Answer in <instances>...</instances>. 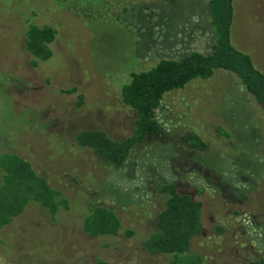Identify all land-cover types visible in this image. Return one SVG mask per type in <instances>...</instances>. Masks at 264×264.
<instances>
[{"label": "rangeland", "instance_id": "obj_1", "mask_svg": "<svg viewBox=\"0 0 264 264\" xmlns=\"http://www.w3.org/2000/svg\"><path fill=\"white\" fill-rule=\"evenodd\" d=\"M209 0H0V155L17 154L69 200L52 216L29 205L0 231V264H167L144 248L173 183L201 202L203 229L192 252L203 264L264 257V112L233 73L217 70L167 93L159 136L124 165L76 143L82 130L115 139L133 129L122 88L162 59L207 53L216 36ZM232 42L264 73V0H235ZM30 25L57 31L54 55L34 65ZM75 90V92H71ZM82 96V98H81ZM187 132L206 144L181 143ZM112 207L117 237L83 229L94 206Z\"/></svg>", "mask_w": 264, "mask_h": 264}, {"label": "trees", "instance_id": "obj_2", "mask_svg": "<svg viewBox=\"0 0 264 264\" xmlns=\"http://www.w3.org/2000/svg\"><path fill=\"white\" fill-rule=\"evenodd\" d=\"M208 10L216 36L211 50L207 53L191 52L179 59H162L149 70L132 73L131 81L122 88L124 104L135 112L130 134L115 139L102 130H82L76 134L78 146L92 149L107 164L124 165L137 145L161 134L157 111L164 96L183 89L196 79H210L217 70L235 74L264 112V73L256 68L249 54L236 48L232 42L235 0H209ZM56 36L57 31L50 26L28 27L25 46L35 59L34 65L52 58ZM180 141L194 150L207 148V144L192 132L184 134ZM158 192L165 196V203L157 215L155 230L144 242L145 250L153 255L169 256L167 264H203V257L191 249L192 240L203 229L202 203L180 193L173 183L161 184ZM33 204L46 209L54 217L61 208L68 207L69 200L30 162L17 154H1L0 231ZM83 229L89 237H117L122 222L112 207L98 205L86 216ZM98 264L110 263L100 260ZM247 264H264V257Z\"/></svg>", "mask_w": 264, "mask_h": 264}]
</instances>
